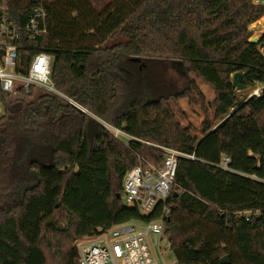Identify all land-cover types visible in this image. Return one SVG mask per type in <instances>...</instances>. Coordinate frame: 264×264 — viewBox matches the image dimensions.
<instances>
[{"label": "trees", "instance_id": "obj_1", "mask_svg": "<svg viewBox=\"0 0 264 264\" xmlns=\"http://www.w3.org/2000/svg\"><path fill=\"white\" fill-rule=\"evenodd\" d=\"M5 1L20 24L43 5L47 33L32 44L51 58L54 89L85 113L51 95L7 103L0 91V264H77L80 239L155 221L164 207L175 264H264V93L241 99L232 85L240 73L243 88L264 86L249 42L264 6L110 0L97 14L87 0ZM116 34L125 42L104 48ZM179 100L212 111L198 136L176 122ZM163 150L193 160H177L171 196L144 216L122 202V180L160 167Z\"/></svg>", "mask_w": 264, "mask_h": 264}, {"label": "built area", "instance_id": "obj_2", "mask_svg": "<svg viewBox=\"0 0 264 264\" xmlns=\"http://www.w3.org/2000/svg\"><path fill=\"white\" fill-rule=\"evenodd\" d=\"M46 33V11L42 4L33 7L27 20L20 24L12 18L6 1L0 0V91L9 100L22 102L39 91L42 95L66 100L68 105L85 113L54 89L50 79L51 58L32 44ZM258 48L264 56V39ZM31 51L37 52L25 59L22 54ZM262 93L264 86L255 89L247 99L259 97ZM103 128L115 139L129 140L114 127L103 124ZM163 152L165 157L160 167H143L140 164L127 171L122 180V202L129 208L137 206L144 216L150 215L159 203L165 205L171 196L177 160H193L191 156L172 150ZM228 164L229 160L224 159L222 169L226 170ZM168 214L169 211L164 207L155 221L118 225L82 238L84 242L76 248L77 264H167L163 260L166 249L162 251L161 241ZM151 236L158 239L157 248L152 246Z\"/></svg>", "mask_w": 264, "mask_h": 264}, {"label": "rangeland", "instance_id": "obj_3", "mask_svg": "<svg viewBox=\"0 0 264 264\" xmlns=\"http://www.w3.org/2000/svg\"><path fill=\"white\" fill-rule=\"evenodd\" d=\"M89 5L92 7V9L97 13V14H101L103 13L106 9H108L111 5V1L110 0H87ZM253 4H256L258 1L257 0H252ZM264 18V17H262ZM264 23V22H262ZM261 24V23H260ZM253 28V27H252ZM262 32H264V30H260V32L257 30L255 33L251 32V36L250 39L254 38L257 39V43H261V39H262ZM255 34V35H254ZM260 37V38H259ZM125 39L120 35V34H116L115 36H113L112 38H110L104 45V48H110L112 46H114L115 44L118 43H124ZM262 53H264V51H262ZM191 78L194 79V77L191 76ZM196 84L198 86V88L200 89V91L202 92L206 103H210L213 100V92L208 89L207 87H205L204 85H202L201 83L196 81ZM260 86L257 84H253V85H249L245 88H243L241 91L237 92L240 93V98H244V97H249L253 91L257 88H259ZM236 90V89H235ZM47 92V91H46ZM36 94L30 98H27V100L24 101V103H31L34 102L36 100L37 97L42 95V92L36 91ZM57 98V97H56ZM59 99V98H58ZM15 100L12 99H8L6 100L7 103H13ZM64 101V104H67L66 100H62ZM179 104V108L182 112L181 115H178L176 113V111L174 110L175 113V117H176V122L183 128H189L191 133L193 135L198 136V130L199 127L201 125V123L205 120V118H209L208 120H212V116L213 113L212 111L208 108L206 113L200 111L199 106L198 105H189L185 100H179L178 102ZM99 124L103 127V124H107L103 121H98ZM108 125V124H107ZM110 126V125H109ZM112 127V126H111ZM151 242H152V246L155 248H157V242L158 239L156 237L151 236ZM82 242H84L83 239H80L79 241L76 242V248L78 245H80ZM168 241L165 237L162 238L161 241V246H162V251L166 249V252L164 253L163 256V260L164 262H166L167 264H174V258L172 256V254L169 251V246H167Z\"/></svg>", "mask_w": 264, "mask_h": 264}, {"label": "water", "instance_id": "obj_4", "mask_svg": "<svg viewBox=\"0 0 264 264\" xmlns=\"http://www.w3.org/2000/svg\"><path fill=\"white\" fill-rule=\"evenodd\" d=\"M258 2L255 5L258 6H264V0H257ZM251 27V26H250ZM250 43H257V39H249ZM138 61V60H136ZM241 74L240 73H235L232 76V85L235 87L236 91L239 92L243 89V86L241 85ZM221 264H226L228 262L227 257H224L223 259H221Z\"/></svg>", "mask_w": 264, "mask_h": 264}, {"label": "crops", "instance_id": "obj_5", "mask_svg": "<svg viewBox=\"0 0 264 264\" xmlns=\"http://www.w3.org/2000/svg\"><path fill=\"white\" fill-rule=\"evenodd\" d=\"M262 19V18H261ZM260 19V20H261ZM259 21H257L256 23H254L253 25H251V27H249V31L252 33H255L257 30L260 32V30H264V23L259 24ZM253 27V28H252ZM262 34H264V32H262ZM255 35V34H254ZM260 38V37H259ZM262 39H264V35H262ZM261 39V40H262Z\"/></svg>", "mask_w": 264, "mask_h": 264}, {"label": "bare ground", "instance_id": "obj_6", "mask_svg": "<svg viewBox=\"0 0 264 264\" xmlns=\"http://www.w3.org/2000/svg\"><path fill=\"white\" fill-rule=\"evenodd\" d=\"M262 22H264V18H262V19L260 20L259 24L262 23Z\"/></svg>", "mask_w": 264, "mask_h": 264}]
</instances>
